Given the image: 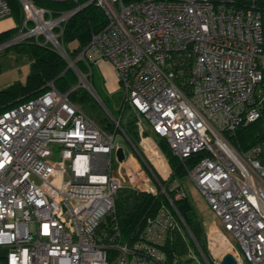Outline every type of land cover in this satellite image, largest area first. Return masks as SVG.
Listing matches in <instances>:
<instances>
[{"label":"built area","instance_id":"built-area-1","mask_svg":"<svg viewBox=\"0 0 264 264\" xmlns=\"http://www.w3.org/2000/svg\"><path fill=\"white\" fill-rule=\"evenodd\" d=\"M261 1L89 0L72 10H57L20 0L25 12L20 32L2 44L44 39L81 75L79 59L90 71L92 65L109 62L124 93L122 111L130 106L136 112L150 169L153 152L166 156L143 116L182 162L203 154L187 174L221 218L224 230L216 225L218 230L225 238L229 232L241 247L242 252L230 243L237 264H244V257L264 264V138L242 152L226 137L261 116ZM90 3L104 11L107 24L72 59L62 42L64 26ZM12 14L10 1L0 0V19ZM109 114L112 130L53 83L0 114V247L9 249L7 264H176L164 247L181 223L189 230L175 205L188 196L183 183L174 180L169 194L154 175L155 190L151 174L134 161L133 166L125 149L120 161L117 150L123 146L116 136L123 129L122 115ZM114 159L120 174L132 172L129 186L113 172ZM124 187L162 193L174 210L163 203L125 236L116 208ZM223 257L213 258L212 264H222Z\"/></svg>","mask_w":264,"mask_h":264},{"label":"trees","instance_id":"trees-1","mask_svg":"<svg viewBox=\"0 0 264 264\" xmlns=\"http://www.w3.org/2000/svg\"><path fill=\"white\" fill-rule=\"evenodd\" d=\"M9 1L12 5L13 12L20 14L23 9L20 0ZM34 1L44 7H46L44 2L48 1L54 6V9L72 10L79 4H84L89 0H64L62 2H53L50 0ZM123 1L125 4H131L141 0ZM259 5L264 10V2L261 1ZM106 24L107 18L104 11L95 3L86 5L70 17L65 23L64 33L62 35V42L66 46L70 57L75 59L81 50L89 44L92 34L102 30ZM19 26L20 24L12 30L0 33V44L12 39L13 34L18 31ZM73 42H78V46H72L71 44ZM12 46L29 54L32 60L31 70L26 83L17 81L8 88L0 91V114L24 101L41 95L53 83L59 91L63 93L68 92L71 102L78 105L103 128L112 130L114 124L108 111L93 96L88 88L80 83L76 70L69 67L68 60L55 47L45 43L44 39H29L13 44L10 47ZM76 65L87 76L109 111L115 115L109 106V98L106 96L107 92L104 87V80L101 73L98 72L97 66L92 65L90 71L86 62L82 59H79ZM126 133L134 142L140 139L135 120L130 122ZM226 136L232 145L242 152L261 142L264 138V101L260 118L250 124L239 126L234 133L227 134ZM159 144L172 168L171 178L163 180L153 166L152 169L160 177L162 183L167 186L169 194H172L170 184L174 180L182 182L188 176L187 168L194 166L203 154L194 155L185 162H182L173 154L172 149L164 138H161ZM162 170H165V167H162ZM163 203L169 205L174 210L166 196L162 193L153 194L138 191L130 187H124L120 190L116 196V208L123 234L129 236L143 224V220L147 215L154 214ZM175 205L191 234L183 223H181V230L177 229L170 234L164 247L169 260L174 262L179 257L189 253L191 248L200 254L199 248H201L212 264L213 258L208 249L203 222L188 196L176 201Z\"/></svg>","mask_w":264,"mask_h":264},{"label":"rangeland","instance_id":"rangeland-1","mask_svg":"<svg viewBox=\"0 0 264 264\" xmlns=\"http://www.w3.org/2000/svg\"><path fill=\"white\" fill-rule=\"evenodd\" d=\"M44 5L47 8H53L54 7L48 1H45ZM24 18H25V12L22 9V12L20 14H18L17 12L16 13L13 12L12 16L0 19V28H1L0 33L12 30L20 24L18 31L13 34V37L16 36L20 32V28H21V25L24 21ZM9 20L12 21V23H15V25L9 26V22H8ZM29 39H34V38L29 37L23 41H26ZM0 45H2V44H0ZM10 46H1L0 47V91L8 88L9 86H11L12 84H14L17 81H20L22 83H26L28 80V76L30 74V70H31L32 60H31V57L29 56V54H27L26 52L20 51V49H18L15 46H12V47H10ZM69 65H70V63H69ZM99 69H100V67L97 66V70H99ZM98 72L102 73L101 70H99ZM78 76H79V80H80L81 84H83L84 86L85 85L87 86V84H89L92 88H94L86 75L78 74ZM81 77H83V78H81ZM85 80L88 82H86ZM101 87L103 88V86H101ZM106 92H107V94L105 92L104 93L109 98V106H110L112 112L118 117H120L122 115L121 124H122L123 129H121L118 132V135L116 136V141H118L124 147L126 154H127V160L133 166H136L135 163L137 164V166L139 164L143 167L146 174H147V172H148V174H151L150 176L152 177L151 179L153 181L150 183V186L153 189L158 190V185L155 182L156 180L154 178V175L159 177L160 174L158 173V175H159L158 176L153 171L152 166L154 167V165H150L151 169L149 168V165H147V156H146V154H144V151L142 150V147L140 145V139H138L137 142H134L130 137L126 136V132L129 128L130 122L134 121L136 118L135 110L132 107L127 106V107H125L124 111H122V109H123L122 102H123L124 93L118 85L115 88L113 93H109L107 90H106ZM257 93H258V96L260 97V99L261 98L263 99V97H264L263 87L259 86ZM109 112L110 111H108V113ZM143 121L147 127L148 133L154 139H156L158 142H160L161 137L154 131L152 125L149 123V121L144 116H143ZM55 151H56V153H55L54 158L58 159L59 158L58 146L55 148ZM132 152L134 154H132ZM130 155L131 156L133 155L132 160L129 159ZM167 163L169 166L168 174H170V172H171L170 175L167 174V178L170 179L171 175H172V168H171L168 161H167ZM118 165H119L118 160L114 159V161H113V172L117 176H120V177L124 176L126 179V182H124V185L129 186L131 184V180L133 177L132 172L124 169L122 171V174H120L119 171L117 170ZM149 169H150V171H149ZM161 169H162V167H161ZM36 181L40 182L38 179ZM182 183H183V186L187 192V195H188L190 202L194 206L197 214L199 215L200 219L203 222V226L205 228L206 236H207L208 249L210 251V255L212 256V258H221L226 254L232 253V248H231L230 243L236 245L241 250V247L239 246L235 237L232 236L229 232H226L227 238H225L224 235L222 234L221 245H220L219 249H213L212 248L211 242L209 239L210 233L213 231V226L216 227V225L224 230V225L222 223V220L212 210L208 200L206 199L204 194L201 192L199 187L196 185V183L190 177L187 176L182 181ZM144 192H146V191H144ZM218 231L220 232V230H218ZM189 233H190V231H189ZM220 235H221V232H220ZM8 251H9L8 247H6V246L0 247V264H7ZM199 251H200V254H198L196 251H194L193 248H191L189 253L179 257L175 263L176 264H208L205 256L203 255L201 248H199ZM241 252H242V250H241ZM244 264H251V263H249L248 260L244 257Z\"/></svg>","mask_w":264,"mask_h":264},{"label":"bare ground","instance_id":"bare-ground-1","mask_svg":"<svg viewBox=\"0 0 264 264\" xmlns=\"http://www.w3.org/2000/svg\"><path fill=\"white\" fill-rule=\"evenodd\" d=\"M152 162L160 171L163 176H167L169 172V166L165 157L160 152H153L151 154ZM166 164V165H165ZM161 167H165V170H162ZM221 236L218 229L213 226V231L210 233V242L213 249H219L221 245Z\"/></svg>","mask_w":264,"mask_h":264},{"label":"crops","instance_id":"crops-1","mask_svg":"<svg viewBox=\"0 0 264 264\" xmlns=\"http://www.w3.org/2000/svg\"><path fill=\"white\" fill-rule=\"evenodd\" d=\"M8 22H9V26L15 25V23H12V21H10V20ZM99 67H100L99 70H101V72H102L101 75H102V78L104 80L105 89L109 93H113L115 88L118 85V82H117V78H116V75L114 73V70H113L111 64L107 61H104V62L100 63Z\"/></svg>","mask_w":264,"mask_h":264},{"label":"water","instance_id":"water-1","mask_svg":"<svg viewBox=\"0 0 264 264\" xmlns=\"http://www.w3.org/2000/svg\"><path fill=\"white\" fill-rule=\"evenodd\" d=\"M3 45H0V47ZM69 67H72L71 65H69ZM85 87L88 88V90L93 94V96L102 104V106L109 111V109L107 108L106 104L104 103V101L102 100V98L99 96V94L95 91L94 88H91L90 86H86ZM117 155H118V159L120 161H123L126 157L125 151L123 147H119L117 150ZM203 252V251H202ZM203 255L205 256V254L203 253ZM222 264H237V259L235 258V256L232 253L226 254L223 259H222Z\"/></svg>","mask_w":264,"mask_h":264}]
</instances>
